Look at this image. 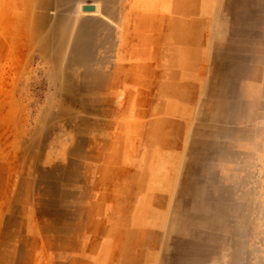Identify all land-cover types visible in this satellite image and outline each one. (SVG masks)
<instances>
[{
    "label": "rangeland",
    "instance_id": "obj_1",
    "mask_svg": "<svg viewBox=\"0 0 264 264\" xmlns=\"http://www.w3.org/2000/svg\"><path fill=\"white\" fill-rule=\"evenodd\" d=\"M0 264H264V0H0Z\"/></svg>",
    "mask_w": 264,
    "mask_h": 264
},
{
    "label": "bare ground",
    "instance_id": "obj_2",
    "mask_svg": "<svg viewBox=\"0 0 264 264\" xmlns=\"http://www.w3.org/2000/svg\"><path fill=\"white\" fill-rule=\"evenodd\" d=\"M86 5V4H85ZM85 8V7H84Z\"/></svg>",
    "mask_w": 264,
    "mask_h": 264
}]
</instances>
